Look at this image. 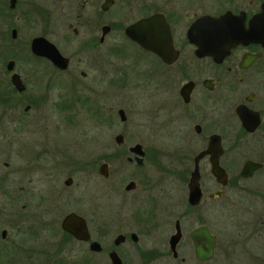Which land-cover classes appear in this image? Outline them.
<instances>
[{"label":"flooded vegetation","instance_id":"flooded-vegetation-1","mask_svg":"<svg viewBox=\"0 0 264 264\" xmlns=\"http://www.w3.org/2000/svg\"><path fill=\"white\" fill-rule=\"evenodd\" d=\"M225 16L231 22L225 26L228 35L217 29L221 25L212 28L211 55L197 56L196 22ZM152 18L158 23L142 29L141 22ZM128 28L135 36L154 34L162 40L144 48L128 37ZM38 38L67 60L66 69L32 52ZM61 77L66 91L56 94ZM127 88L162 111L164 127L178 135L182 149H200L190 151L193 158L184 152L192 170L184 169L189 173L186 204L173 222L163 220L167 209L156 205L153 194L139 195L143 178L123 187L118 181L107 194L98 190L99 204L90 205L88 191L75 182L90 172L89 163L56 140L81 116L84 121L94 116L98 126L105 118L109 122L106 104L113 113ZM117 117L127 122L124 109ZM112 118L111 128H119ZM212 136L219 138L225 185L211 175L205 156L199 162L202 200L192 206L188 181L196 156ZM99 138L97 173L100 165L108 166L107 177L98 173L101 182H109L110 167L122 160L132 171L143 169L144 146L127 145L125 131L116 130L106 147L103 132ZM136 145L144 152L140 165L130 152ZM12 156L18 160L20 185L9 188L8 175H0V203L2 197H14L13 205L0 204V264H264V0H0L3 167ZM204 160L207 181L201 174ZM248 162L259 168L243 173ZM130 183L133 188L126 190ZM212 187L208 205L225 202L235 221L228 229L205 222L185 227L188 214L201 208ZM217 192L221 195L209 197ZM70 215L84 221L87 240L62 228ZM201 226L215 239L207 261L196 259L190 238Z\"/></svg>","mask_w":264,"mask_h":264},{"label":"rangeland","instance_id":"rangeland-1","mask_svg":"<svg viewBox=\"0 0 264 264\" xmlns=\"http://www.w3.org/2000/svg\"><path fill=\"white\" fill-rule=\"evenodd\" d=\"M69 74L66 75V77ZM65 77V76H64ZM61 77V84L59 90H56V94L65 93V78ZM61 87V88H60ZM121 99L116 100L115 111L109 113L107 111L111 103H107L105 106L104 118L105 124L98 126L94 120V116H88L87 121H84L87 117L81 116L71 124H66L59 131L56 136V140L59 143H63L72 148V153L77 154V156L84 160V163H89V173L85 175H78L75 178V182L79 184V188H83L88 191L89 199H92L90 205L99 204V192L98 190H105V194L113 188V184L118 181L123 187L132 178L142 180L143 184H140L141 190L140 194H153L157 201L156 205L158 207L162 206V209H167L163 215V220L173 222L175 216L182 213L184 210L183 204H186V179L189 173H183L184 169L192 170V159L186 161L183 159L184 152L190 156V151L196 150V154L200 149H182L179 144L178 135L172 134L166 130L164 127L163 113L162 111L154 110L151 107L152 102L140 97H134L135 91L127 88L122 90ZM54 96V95H53ZM57 98V97H56ZM58 100V98H57ZM76 107L80 108L78 104ZM48 110L50 107H46ZM124 109L127 122L122 124L119 122L117 117V110ZM84 112V111H83ZM47 113V112H46ZM48 114V113H47ZM119 126V128H111L110 119L113 120ZM57 124L59 118H57ZM160 122H162L160 124ZM108 123V124H106ZM55 124V123H53ZM168 128H170L168 126ZM126 132L129 138L126 144L139 143L144 146L146 152L144 166L140 172L132 171V167L125 165L124 160L120 164H114L110 167L112 170L111 178L109 182H101V178L97 173V166L99 165L98 156L101 154L100 143L102 139L99 136L102 134L106 138L104 147L107 146L109 138L115 134V131ZM84 132V137L80 136V132ZM87 138V139H86ZM112 142V139H110ZM113 143V142H112ZM16 156V155H15ZM15 156L8 158L9 167L5 168L0 163V175H8V185L9 188L16 190L20 183L18 182V160ZM76 156V155H75ZM193 155L190 156V158ZM186 162V163H185ZM96 164V165H95ZM201 174L202 180L207 181L210 179L209 167L207 162L204 160L201 164ZM145 176V177H143ZM183 177H185L183 179ZM137 181V182H138ZM76 188V187H75ZM208 192L204 194L203 203L198 211L191 212L188 214L183 225L188 227L190 224L205 222L207 225L213 226L217 229H228L224 228L229 226L235 221L233 213L223 208L225 202H213V206L208 205L207 195L215 190L214 187L210 188ZM136 193V192H135ZM14 197L9 195V197H2L0 204L13 205L11 202ZM222 201V200H221ZM224 201V200H223ZM125 204V203H123ZM151 204V201H150ZM180 204V205H179ZM161 209V208H160ZM230 235V234H229Z\"/></svg>","mask_w":264,"mask_h":264},{"label":"water","instance_id":"water-1","mask_svg":"<svg viewBox=\"0 0 264 264\" xmlns=\"http://www.w3.org/2000/svg\"><path fill=\"white\" fill-rule=\"evenodd\" d=\"M228 17H222L220 19L212 20V19H202L196 22V31L200 32V35L196 37V46L198 50L196 51L197 56H208L211 55L212 50L210 48V39L214 37L212 28L221 25L219 27V31L222 32L223 35H228L227 28L225 27L226 24L230 22L227 19ZM141 28H151L153 24L158 23L156 19L145 20L141 22ZM163 29V28H162ZM134 28H128L126 33L128 37L132 40L136 41L139 45L143 46L144 48H148L149 45L154 41L160 43L162 40L161 36H156L154 34L143 35V36H135L133 34ZM164 30V29H163ZM155 32V31H154ZM226 32V33H225ZM235 35V34H234ZM224 37V36H223ZM239 37V36H238ZM170 38V36H169ZM32 52L40 57H44L49 60L53 65L57 66L61 70L66 69L67 60L60 55L57 49L50 44L45 39H35L31 45ZM120 116L123 118V112L120 111ZM117 143L122 142V136H118L116 138ZM130 152L135 155V160L137 164H142L144 152L139 145L130 149ZM221 153V149L219 146V138L216 136H212L209 140L208 147L201 153H199L194 162V168L191 172L187 189H188V203L192 206H198L202 200V192L200 189V171H199V162L205 156H209V164H210V173L215 178L218 183H221L223 186L225 185L226 174L224 170L219 166L218 158ZM259 168V165L248 162L245 164L243 173L251 172L255 169ZM98 173L101 176L107 177L108 176V166L106 164H102L98 168ZM133 188V184L130 183L126 190H130ZM221 193L217 192L215 194L210 195V198L214 196H220ZM62 228L67 231L68 233L72 234L77 239H88V234L86 230V226L84 221L78 219L75 215L68 216L63 224ZM178 237V234L175 236ZM190 238L194 242V253L195 257L198 261H207L212 258L214 252V237L210 234L209 230L205 226H201L196 228L190 234ZM177 241V239L175 240Z\"/></svg>","mask_w":264,"mask_h":264}]
</instances>
